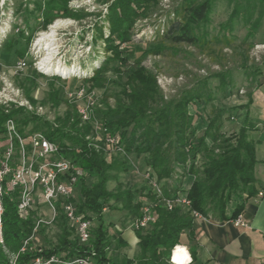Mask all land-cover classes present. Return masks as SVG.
Here are the masks:
<instances>
[{"label":"trees","instance_id":"1","mask_svg":"<svg viewBox=\"0 0 264 264\" xmlns=\"http://www.w3.org/2000/svg\"><path fill=\"white\" fill-rule=\"evenodd\" d=\"M70 1L32 2L37 14L33 19L36 25L44 29L57 19L71 17L67 8ZM242 2L248 8L251 0H241L238 4ZM155 3L156 0H114L107 7L103 23L95 25L93 35L102 40L105 51L114 56L124 54L119 59L125 63L129 60V49L118 51L117 48L130 43L128 35L132 22L138 16H146L147 8ZM257 4L258 9L253 6L251 13L245 14L246 18L253 17L255 11H258L255 19L264 17V3L258 1ZM210 12V0L181 1L155 43L150 49L141 50L142 54L148 52L151 56H158L160 50L167 47L203 49L210 46L208 35L202 29L210 20ZM105 23H108V37L103 35ZM215 43L222 48L232 45L227 35L215 39ZM102 80L97 71L85 82L92 89H101L104 86ZM257 83V87L262 86L264 76ZM118 86L120 92L114 105L102 102L101 107H95L96 117L110 135L119 138L126 155L142 158L143 167L151 172V177L159 184L162 197H156L148 184L137 191L107 189L109 182L118 181L119 176L128 171L129 162L126 157H107L103 150L91 147L87 141L90 125L80 123L76 109L65 120L59 121L57 118L50 122L16 105L0 106V132L8 119L16 122L22 135L23 127L31 122L34 127L32 132L43 133L46 139L58 146L61 158L71 161L83 171L76 211L83 220L97 224L89 230L88 244L80 245L73 227L62 212L61 202H58L57 216L53 222L58 231L56 242L49 247L37 248L30 242L37 212L29 210L28 216H20L16 206L18 190L7 191L3 197V245L0 248L10 240L23 246L17 264H35L36 259L44 264L51 258L58 261L52 264H64L78 256L91 254L95 264H121L114 259L113 253L127 244L121 239V231L109 235L104 211L107 208L125 211L133 222L140 218L141 209L146 205L151 206L154 222L146 229L133 230L137 249L131 259L125 260V264H170L171 251L179 244L180 235L188 234L191 242L194 237L191 211L205 219L229 222L243 213L247 200L255 197L259 191L264 192V183L257 186L254 175L257 164L255 142L249 138L253 125L245 115L236 132H224L223 123L233 120V117L228 109L212 105L217 97L206 83L197 82V85L183 90L179 95L164 100L154 76L143 68H135L127 72L125 83ZM228 89L229 83L221 79L219 90L223 98ZM196 104L204 112L202 118L205 123H201V129L197 127V123L202 121L201 113L193 108ZM209 104L210 111L205 115ZM249 104L250 99L247 106ZM185 175L193 177L190 187L184 191L189 209L176 206L167 210L161 199L176 198ZM4 189L7 190L6 182ZM43 227L39 228V232H43ZM194 247L189 246L192 257L190 264L195 261ZM0 264L8 263L0 257Z\"/></svg>","mask_w":264,"mask_h":264},{"label":"rangeland","instance_id":"2","mask_svg":"<svg viewBox=\"0 0 264 264\" xmlns=\"http://www.w3.org/2000/svg\"><path fill=\"white\" fill-rule=\"evenodd\" d=\"M34 1L44 3L47 0H0V106L3 107L12 104L47 121L53 122L57 118L63 121L82 105L81 101L70 104L66 93L83 87L94 97L95 107H101L102 102L113 106L120 92L118 85L125 83L127 72L143 68L154 76L164 100L179 95L197 82L206 83L217 97L212 105L224 107L233 115L225 130L230 134L238 128L234 125L236 109L243 107L241 102L249 99V95L259 88L257 81L264 76V17L255 19L258 11L250 19L245 15L251 13L253 6L258 9V1L264 3V0H251L248 8L245 1L238 4L241 0H210V20L202 28L208 35L210 46L203 49L167 47L162 48L158 56H151L148 52L142 54L141 50L152 47L167 20L173 17L174 9L183 1L156 0L153 7L147 8L146 16H138L132 22L128 35L130 43L117 48L118 51L129 49V60L125 63L119 59L124 54L114 56L105 51L102 40L93 35L95 25L103 23L107 7L114 0H71L67 8L72 16L57 19L44 29L33 20L37 17ZM107 30L108 23H105L104 37L109 36ZM226 35L231 47L216 45L215 39ZM19 61L25 64L20 70L16 68ZM97 71L104 79L101 81L104 86L92 89L85 79L89 80ZM221 79L229 83L225 98L219 90ZM55 99L58 100L55 102ZM193 108L201 113L202 118L201 106L196 104ZM209 111L210 104L205 115ZM200 123L204 124L203 121L197 123L198 128ZM33 128L31 122L24 126L23 135L27 136ZM249 138L255 142L257 164L254 175L258 186L264 178V144L255 141L251 135ZM98 144L103 147L101 142ZM123 157L129 162L128 171L120 175L118 181L109 182L107 189H142L146 185V169L141 158L134 155ZM178 195L183 196L184 191L179 189ZM30 210L37 212L38 219L42 212H46V207L36 197ZM104 221L109 227V235L125 229L133 231L132 221L125 211L107 208ZM42 226L43 232H39L40 226L33 230L30 239L37 248L49 247L57 239L58 231L54 224ZM91 226L97 224L92 222ZM22 247L10 240L0 248V257L8 264H17ZM136 249V245L129 241V245L113 253V257L125 264L126 259L134 256Z\"/></svg>","mask_w":264,"mask_h":264},{"label":"built area","instance_id":"3","mask_svg":"<svg viewBox=\"0 0 264 264\" xmlns=\"http://www.w3.org/2000/svg\"><path fill=\"white\" fill-rule=\"evenodd\" d=\"M25 66L23 61L16 64L18 70ZM66 99L70 104L81 101L82 105L76 107V114L81 124H89L91 131L87 137L89 145L97 150H103L107 157L111 155L127 156L124 148L117 136L110 135L100 124L95 114L94 97L83 87L76 88L74 91L66 93ZM264 130V121L261 124ZM99 142L102 146H99ZM84 178V173L75 167L71 161L59 156V148L55 143L50 142L43 133L32 132L27 136L20 133L16 122L12 119L6 120L3 130L0 132V245L2 239V215L3 197L7 191L18 190L17 213L26 217L31 209L34 199L37 197L46 207V212H42L35 222L34 230L40 226L53 224L57 210L56 205L61 202L62 212L73 227L75 236L80 245H87L90 240L91 222L83 220L76 211L78 201V186ZM145 184H148L156 197H162V191L155 178L151 177V172L146 169ZM7 180V181H6ZM6 182L7 190L4 189ZM264 194L262 191L257 193L260 198ZM161 203L167 210H172L176 206L189 209V202L185 194L176 198H162ZM193 220L204 219L201 215L191 211ZM154 215L151 206H144L141 209L140 218L131 223L132 230L146 229L154 222ZM236 228H246L247 223L242 215L230 221ZM26 245V243H24ZM175 246L169 258L170 264H177L174 261ZM187 251V250H186ZM90 256H78L72 261L64 264H95ZM188 259L184 264H190L191 259L187 251ZM58 263L51 258L44 264ZM35 264H41L38 259Z\"/></svg>","mask_w":264,"mask_h":264},{"label":"crops","instance_id":"4","mask_svg":"<svg viewBox=\"0 0 264 264\" xmlns=\"http://www.w3.org/2000/svg\"><path fill=\"white\" fill-rule=\"evenodd\" d=\"M249 99L250 104L247 106ZM249 99L246 98L241 102L242 108L236 109L234 125L238 126V130L247 115L248 121L254 127L250 135L258 143L264 144V131L261 129V124L264 121V84L254 90L249 95ZM202 121L205 123L204 119ZM226 124L227 122H224L222 125L224 132L227 130ZM199 126L200 129L203 127L201 123ZM192 181L193 177L183 176L181 189L187 190ZM261 183H264V178ZM241 215L247 223L246 228H236L230 221L217 222L205 218L194 220L192 242L188 234L184 233L180 235L177 246L185 248L188 253L189 246H195L194 264H264V195L260 198L256 195L247 200ZM121 239L127 245H129V241L133 245L137 244L134 232L130 229L121 232ZM189 256L192 259L190 253ZM181 259L182 262H185L186 255L181 254Z\"/></svg>","mask_w":264,"mask_h":264},{"label":"bare ground","instance_id":"5","mask_svg":"<svg viewBox=\"0 0 264 264\" xmlns=\"http://www.w3.org/2000/svg\"><path fill=\"white\" fill-rule=\"evenodd\" d=\"M181 254L186 255L188 259L186 249L183 247L177 246L175 250V254H174V261H176L177 264H184V262H182V259H181Z\"/></svg>","mask_w":264,"mask_h":264}]
</instances>
